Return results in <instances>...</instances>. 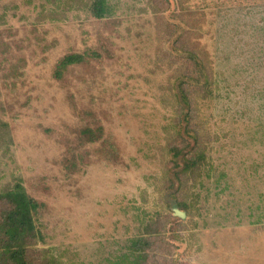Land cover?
I'll return each mask as SVG.
<instances>
[{
  "label": "rangeland",
  "instance_id": "rangeland-1",
  "mask_svg": "<svg viewBox=\"0 0 264 264\" xmlns=\"http://www.w3.org/2000/svg\"><path fill=\"white\" fill-rule=\"evenodd\" d=\"M92 2L0 0V191L39 204L30 263L125 261L143 238L147 264H264V0ZM181 37L220 89L197 106L201 178L181 174Z\"/></svg>",
  "mask_w": 264,
  "mask_h": 264
},
{
  "label": "trees",
  "instance_id": "trees-1",
  "mask_svg": "<svg viewBox=\"0 0 264 264\" xmlns=\"http://www.w3.org/2000/svg\"><path fill=\"white\" fill-rule=\"evenodd\" d=\"M90 10L96 19H105L110 16L108 0H93ZM248 10L252 11L253 9L248 7ZM186 14H180L178 17L183 18ZM237 32L238 28L236 29ZM234 37L236 35L231 37L230 40L232 41ZM178 45L182 47V53L187 55L185 56L186 61L192 66L191 68L186 66L187 72L182 71L180 78H183V82H181L178 92L182 104L188 110L184 117L185 122L187 124L194 122L191 131L196 143L185 157L186 167L181 174L182 179L190 175L201 178L202 170L207 165L206 159L208 158L204 156V151L200 148V145L207 137L205 136L207 131L201 134L200 131H203V129L199 127L200 124L198 122L196 123L198 118L196 113L198 110L197 106L201 102L209 100L212 94H216L220 89L218 83L216 81L213 82L212 78L208 77L209 69L205 63L201 62V59L199 60V57L197 58V55L188 48L183 37H181ZM260 45L259 52H261V55L257 58V62L260 64L257 65L253 60H248L246 67L255 65L256 70L262 63L264 64V56L262 55L264 53V42L261 41ZM180 46L178 47L181 48ZM81 61L82 57L79 55L69 56L61 61V67L66 68L79 64ZM258 95L261 97L262 92L258 91ZM182 142L186 143L184 140ZM202 182L203 178L199 184L202 185ZM218 183L217 181L216 186H219L217 185ZM38 208L39 204L28 197L23 186L19 183L0 191V264H31L28 255L32 242L36 237V226L33 217ZM149 246H151V243L147 239H132L130 240L131 253L124 256L125 261L123 258L117 262L114 261V263L110 261L109 264H147L148 257L143 252Z\"/></svg>",
  "mask_w": 264,
  "mask_h": 264
}]
</instances>
